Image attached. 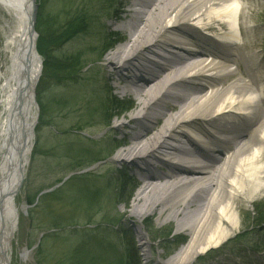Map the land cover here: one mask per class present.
I'll return each instance as SVG.
<instances>
[{
  "label": "bare ground",
  "instance_id": "6f19581e",
  "mask_svg": "<svg viewBox=\"0 0 264 264\" xmlns=\"http://www.w3.org/2000/svg\"><path fill=\"white\" fill-rule=\"evenodd\" d=\"M36 4L0 0V178L5 177L6 196L0 202V264H8L5 257L11 260L19 222L15 200L7 194L18 171L6 177L20 160L24 179L38 119L35 88L42 58L31 25ZM134 6L123 25L129 31L126 42L109 54L107 67L130 51L117 60L127 73L115 75L143 109L134 112V120L117 121L116 126L131 123L135 129L115 162L132 164L142 175L132 213L166 216L187 236L168 263L194 264L200 254L228 241L241 222L240 205L264 192V86L251 70L240 76L244 59L251 64L256 58L253 45L239 42L247 3L136 0ZM207 25L220 32L209 37ZM132 232L141 247L149 244L142 232Z\"/></svg>",
  "mask_w": 264,
  "mask_h": 264
},
{
  "label": "rangeland",
  "instance_id": "374dc122",
  "mask_svg": "<svg viewBox=\"0 0 264 264\" xmlns=\"http://www.w3.org/2000/svg\"><path fill=\"white\" fill-rule=\"evenodd\" d=\"M89 1L92 36L90 34L72 39L62 46L61 52L100 44L98 51L87 55L86 68L77 75L76 82L53 85L55 87H50L47 92L42 89L40 91L39 83L37 85V93L39 90L42 100L47 96L46 93L53 96L68 93L71 96L65 110H60L57 106L48 117L41 118L38 107L32 152L22 187L15 198L19 222L11 242V264H58L61 261L65 263L67 260L64 259H67L80 240L94 244L92 235L106 238L119 250L124 247L122 237L126 235L133 240L142 264H169L167 259L175 255L188 238L178 233L181 230L177 228L178 223L175 220L166 219V216L160 219L159 215L151 213L143 217L132 213L134 198L142 185V175L135 171L132 164L117 163L115 159L128 145L129 134L134 128L131 123L123 128L116 126L119 119V122L123 121L122 114L116 116V110H106L111 94L132 100L134 108L125 116L143 109L138 106L135 94L123 91L125 82L119 81L115 75L118 71L127 73L120 68L121 63L117 60L125 57L130 51L113 59L114 64L107 67L109 54L126 42L129 31L125 30L123 25L129 11L133 15L131 10H136V0ZM245 1L247 8L243 18L241 43L253 45L251 50L256 58L251 64L248 59H244L240 76L245 77V70H251V74H255L264 86V0ZM51 8L55 9L56 5ZM215 29L219 32L220 28L215 26ZM111 31L119 32L121 39L111 44L112 47L103 50L105 41L102 40V34L106 36ZM152 37L149 36L143 41L147 42ZM114 69L115 72L112 73L111 70ZM201 85L204 87L205 84ZM165 104L169 106L167 99ZM168 112H173V108L170 107ZM164 119V116L161 117L159 122H156V127L162 125ZM146 125L148 122L143 126ZM81 144L85 147L90 144L101 158L98 163H93L92 160L81 161L83 166L78 169L80 173L96 175L99 184L106 186L102 197L91 205L82 201L77 206L71 197L65 201L50 200L44 204V200H40V194L58 188L61 179L64 180L74 173L71 169L76 164V159L72 156L75 155V149L78 151L82 148ZM120 171L134 177L135 189L128 202L118 203L115 189ZM68 194L64 195L65 198ZM32 199L36 200V203L30 204ZM258 209L264 210V192L252 202L240 205L241 222L229 240L219 249L202 255L194 264H264V218L258 215ZM57 214L63 217V221L61 227L54 229L50 221ZM55 219L59 220V217ZM133 228L144 234L149 241L147 246L141 247L138 236L132 232ZM45 235L46 240L42 242Z\"/></svg>",
  "mask_w": 264,
  "mask_h": 264
},
{
  "label": "trees",
  "instance_id": "16d2710c",
  "mask_svg": "<svg viewBox=\"0 0 264 264\" xmlns=\"http://www.w3.org/2000/svg\"><path fill=\"white\" fill-rule=\"evenodd\" d=\"M38 2L40 4L38 6L35 28L39 34L37 49L43 58V71L39 81V89L47 92L50 87H55L53 85H65L68 82H76L77 75L86 68L87 55L97 52L100 44L85 45L82 47L83 49L77 48L72 51L61 52L62 46L72 39L91 34L92 22L90 20L91 5L89 0H39ZM52 5H56V8L52 9ZM119 39H121L120 33L117 31H111L106 36L102 34V40L105 41L103 50L112 47ZM109 40L111 41L110 44ZM40 91L38 90L37 99L41 109V118L42 116L45 118L51 115L57 106H59L60 110L66 109L70 94L61 93L58 96H53L45 92L47 96L42 100ZM131 107V99L119 98L111 94L106 110L108 112L116 110V116H120L131 109ZM75 151V155L72 157H74V160L76 159V164L71 169V172L74 173L67 179H61L58 182V188L51 192L44 191L40 194V200L42 199L41 202L44 200V204L50 200V202H59V200L65 201L68 197H71L77 206L82 201L91 205L102 197L106 186L99 184V179L96 175L83 174L78 169L83 166L81 161L92 160L93 163L100 162L101 158H99L98 151L91 147L90 144H86V147L82 145V148L78 151L75 149ZM118 176L119 181L117 182V187L115 186V195L118 198V203L128 202L135 189V179L122 171H120ZM67 193L69 194L65 198L64 195ZM34 203H36V200L32 199L30 204ZM256 212L264 218V210L258 209ZM56 217H59V220L55 219ZM62 221L63 217L57 214L54 215L50 223H53L52 227L57 229L62 226ZM46 237V235L42 237V242L46 240ZM92 238L95 241L94 244L91 245L80 240L71 251V255L69 254L67 259H64L67 261L65 263L61 261L58 264H142L130 237L126 235L122 237L124 245L122 250H119L106 238L93 237V235ZM41 246L42 243L39 248Z\"/></svg>",
  "mask_w": 264,
  "mask_h": 264
},
{
  "label": "water",
  "instance_id": "95a60500",
  "mask_svg": "<svg viewBox=\"0 0 264 264\" xmlns=\"http://www.w3.org/2000/svg\"><path fill=\"white\" fill-rule=\"evenodd\" d=\"M38 4L35 5V9H34V15H33V20H32V26L35 29V24H36V18H37V11H38ZM14 171H18L17 175V181H15V184L13 185V187L11 189H9L10 191L7 193L8 196L12 197L13 199H15V197L17 196V194L19 193L22 183H23V176H22V172H21V161L18 160L16 165L13 167H10L8 170V174H7V179L9 178V175L14 172ZM5 182V177L0 178V202L4 201L6 199V196L3 194V189H2V185ZM2 226L0 225V230H1ZM3 257V256H2ZM6 260V263L11 264V260L7 259L6 257L4 258Z\"/></svg>",
  "mask_w": 264,
  "mask_h": 264
}]
</instances>
